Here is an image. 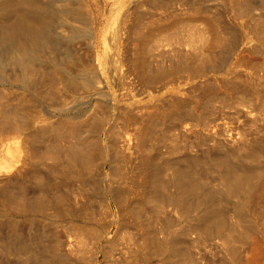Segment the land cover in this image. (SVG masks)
<instances>
[{"label": "bare ground", "instance_id": "bare-ground-1", "mask_svg": "<svg viewBox=\"0 0 264 264\" xmlns=\"http://www.w3.org/2000/svg\"><path fill=\"white\" fill-rule=\"evenodd\" d=\"M102 4L113 11L108 19L103 16ZM218 48L222 52L221 62L231 63L230 67L233 69L231 72L239 69L238 66L235 67L237 63L242 64V69L243 63L250 64L251 67V63L254 65L257 61V56L264 61V0H0V86L13 79L22 87V92L14 99L0 95L1 110L7 112L5 115L8 119L0 116V122L3 121L2 118L7 120L4 122L5 124L7 122L6 125H0V204L7 205L8 201L12 202L16 197L20 201L23 200L18 195H14L15 198L12 195L16 194L14 191L25 190L26 198L28 199L29 196L30 200H27L22 192L20 194L23 195V203L19 200L20 203L15 201L13 204L16 205L13 207H20L22 211L40 209L43 206L40 198L44 196L36 200L34 195L36 191L50 198L51 196L46 192L55 190L64 183L80 181L82 184L85 183L84 185L90 184L91 180H87L89 177L86 176L90 170H93L91 167L93 162L98 161L99 158L104 162L107 154L105 144L100 138L102 123L98 119L100 113L97 114V109L88 116L95 122L87 117L83 121L66 126L64 124L63 127L56 129L36 106L35 94L40 93L49 97L54 94L59 100L61 99L58 106L70 107L82 99L96 95H103L107 99L108 83H112L115 93L112 96L110 94V102L115 105L116 99L121 101L122 98H132L131 91H134L136 86L151 98L159 84L165 83L170 80L167 78L179 73L189 81L198 78L196 84L187 85L191 91L197 92H194V97L191 95L193 93L190 95L172 93L168 95V99H166L167 95L163 96L166 97L163 103L162 98L159 104L154 101L155 105H150L152 102H149L150 107L148 105L149 108L144 107L142 111L140 109L141 112L136 110L137 114L129 109L131 115L134 114L132 116L129 111L121 112L125 115L122 116L123 130H126L123 150L130 157V161L123 163L129 165L124 168H128L132 173L130 186L135 192V198L138 197L139 203L143 206L147 203L153 206V211L171 208L167 214L171 215L173 212L172 214H177L180 218L182 216L187 226L192 218L196 219L194 223L190 222L189 230L199 232L198 234L205 239L213 234H217L216 237L221 235L225 223L219 215L220 205L228 200L227 198L236 200L234 202L235 209L238 210L236 214L245 212L246 206L250 205L259 208L261 210L259 212L264 211V172L258 167L244 168L246 165L243 164L246 162L244 158L258 153L260 156L264 153V135H262L264 133L254 136L259 133L257 131L264 130V108H262L264 106L261 109L259 108L261 105L258 107L259 98L264 99V88L261 89L264 85V75L258 76L253 69L254 76L249 75V71H245L247 73L236 71L235 73L242 77L243 81L250 77L246 83L249 84L251 91L246 92L247 85L244 83L245 86L239 85L240 87L239 83H235L236 87L234 83H232L234 87L231 85L235 88L237 96L246 92L244 101L253 95L249 97L250 105L246 107V104L245 106L242 104L239 108L241 111L245 110L244 113L251 118L253 123L249 121L251 123L249 127L255 129L253 132L246 128L248 125L245 127L246 122L240 121L237 112L239 110L232 109L238 107L237 102L234 103L237 106L229 103L235 93L232 97L231 94H225L224 100L228 95L229 100H225L228 103H221L222 106L219 104V107L213 106L214 104L211 106V100L221 95L217 87L213 88L212 85L220 84L222 90L223 85L226 87L225 84L231 83L230 79L234 77L228 78L227 74L229 75L230 72H227L226 78L218 77L220 79L218 84L217 77L210 76L211 73H216L214 72L216 69L220 68L219 72L223 69L220 66L215 69L216 59L219 56L216 51L220 52ZM262 63L264 62H260V65ZM255 66L256 64L254 68L257 69ZM246 68L248 69V66L245 65L244 69L247 70ZM237 79L235 78L236 81H241V78ZM228 87L229 84L226 88L230 89ZM236 88H238L237 92ZM227 89L223 88V91ZM230 92L232 93L231 89ZM4 101L11 106L4 105ZM232 110L235 111L231 112ZM1 114L3 113L0 112ZM217 117L220 118L218 120H226V122L230 118L233 119L234 127H230L227 131V138L220 137L223 140H219L217 136L218 140L212 143V139L211 143L209 142L211 145L205 141V138H208L202 130L192 129L187 132L186 128L179 129L185 120L195 121L197 127L211 124L210 127L213 128L217 125L215 119ZM220 129L222 130V127ZM54 133L56 139L80 134L79 138L83 143L79 141L81 143L79 145V142L73 140L78 145L73 142L74 149H68L69 151L63 153L62 157L55 158L56 161L52 158L55 162L50 163L53 165L47 167L48 173L44 175L39 163L33 159L34 144L42 140L45 135H54ZM191 135L195 136L196 140L192 138V143L189 141ZM180 136L188 144L185 148H188L187 154H190H184L186 155H183L184 157L181 154L182 158H179L177 153ZM152 140L155 142L150 143ZM190 144L193 147H190ZM161 146L166 150V154L172 153L169 157L173 156V160L167 155L166 157L161 155L164 153H161ZM98 152L101 153L99 158ZM175 152L178 156L175 158L176 161H174ZM114 158L117 160L118 154ZM57 165L60 167L58 171ZM35 166L39 167V172L36 171L39 169H35ZM116 166L120 165L117 163ZM124 168L123 170H126ZM12 184H19L17 191ZM8 185L12 190L15 188L13 194H10L12 190L8 189ZM20 186L24 189L21 190ZM29 187L33 188L32 193L27 191ZM131 197L132 195L130 199ZM43 204L45 206V203ZM255 210L258 212L257 209ZM131 211L133 210L128 212L131 214ZM237 221L239 223L240 220ZM14 222L10 221L12 224L5 225L4 222H0L2 223L0 224V256L23 255L26 258L25 264H44L43 259L49 254L46 251L40 252L38 247L41 236L45 237V232L37 229L42 232H40L41 236H37L40 234H33L29 229V233L24 236L22 234L24 230L22 231L19 223ZM250 226L245 225L246 228L243 229L239 227V237L235 240L245 245V250L249 249L250 255L240 259L233 249L236 248V244L231 245L233 242L230 240L229 245L233 246L231 251L230 248L228 251L225 250L223 258H219V261H214L213 264H221L222 260L224 264H250L261 256L262 249L260 250L259 244L255 242L256 234L254 235ZM254 231L256 232L257 229ZM226 232L228 233L227 230ZM147 234L143 242H146L145 245L152 248L155 253L165 257L166 263L170 255L179 252L176 248L178 241L171 239L169 233H165L166 237L161 240L154 232ZM223 234L225 235V232ZM199 235L197 237H200ZM241 238L243 240L246 238L247 242L246 240L243 242ZM53 256L49 255V257Z\"/></svg>", "mask_w": 264, "mask_h": 264}, {"label": "rangeland", "instance_id": "rangeland-1", "mask_svg": "<svg viewBox=\"0 0 264 264\" xmlns=\"http://www.w3.org/2000/svg\"><path fill=\"white\" fill-rule=\"evenodd\" d=\"M104 4H105V2H104ZM104 4L101 5V9L104 10V12H103L104 18L108 19L113 11L111 12L109 10L110 8L106 7ZM187 17H188V15H187ZM245 20L248 21V19H246V18H245ZM84 47L85 46H83V44H82V48H84ZM60 49H62V48H60ZM216 49L217 48L215 47V50ZM218 50L220 51L219 48H218ZM216 52L219 54V56L222 54L221 51H220L221 53L218 51H216ZM214 54L216 56H218L215 52H214ZM219 56L217 57V59L215 58L216 62H217L215 69L219 68V66H220L221 69L223 68L222 71L220 70L222 73L218 71L220 69L219 68V69H216L214 71L216 73H211L210 76L212 75L211 77H217V79H218L217 82L219 84L221 77L226 78V73L230 72L229 75L227 74V76H228V78L234 76L233 77L234 80L231 78L230 79L231 83H227V84H229V87L232 90L233 94L230 92V89L226 88L227 84H225L226 87H224V85H223V88L227 89L224 91H223V88L221 90L222 86L220 84L218 86L212 85L213 88L217 87V89L219 90V93L221 94L218 97L214 98L215 100H211V102H210V103H212L211 106L214 104L213 106H215V107H219V104H220V106H222V104H224V102H227L229 100L228 95L231 94V97L234 95L235 88H233V87H234L235 83H239L238 86L239 85L243 86L244 84L247 85L246 82H248V79H250V77L247 78L245 75V78H247V79H245L246 81H243L244 79L242 77L238 76V74H236L237 73L236 71H238V72L242 71L243 73L245 71H249L248 74L250 73L249 75H251V76L255 75V74L253 75V73H255L254 71H256V74L258 76L264 75V69H261V68H264V66H262V65H264V63H262V65H260V62H264V61L261 60L260 56H259L260 60L258 59V56L256 58L257 61L259 60L258 61L259 63L257 61L254 62V65L256 64L258 66V67L255 66L257 69L254 68V65H252L253 63H251V67L249 66L250 64L243 63L244 66L245 65L248 66V69L246 68L247 70L244 69V66L242 69L241 68L242 64L238 65L239 63H237V65L235 67L238 66L239 69L236 70V68L233 67L236 70V71H233L234 73L236 72L235 75H233L234 73L231 72V70H233V69H231L232 67H230L231 63L225 64V61L221 62L222 59H221V56L220 57ZM222 57H224V55H222ZM219 63H221L222 66H221V64L218 65ZM223 65H225L224 66L225 68L223 67ZM229 68H230V70H229ZM250 69L251 70L253 69L254 71L253 70L250 71ZM257 71H259V72H257ZM245 73H247V72H245ZM178 74L174 75L171 78H167V80L170 79L168 81H166V79H165V81H166L165 83L159 84L158 89L155 88V90H154L155 93L152 94L153 97H151V98H148L149 97L148 94L146 92H143L144 90H139L141 88L139 86H136V87H134L136 89H134V91H131L133 99L132 98H130V99L122 98L123 100H121V101L120 100L117 101V99H116L115 103H114L115 105H113V102H110V94L112 96V94L115 93V90L112 86V83H108V89L109 90H108V92H106L107 93V99L105 97H103V95H96V96L90 97L88 99H82L79 102L75 103L74 105H71L70 107L58 106V104L61 103L60 102L61 99L59 100L58 97L55 96L54 94L50 95L52 97H49L48 95L43 96L40 93L35 94V99H36L35 101H37L36 106L42 111L43 116L45 118H48L53 123L54 128L56 127V129L63 127L64 124H65L64 126H66V125H70L71 123L73 124L76 122L83 121L89 116V114L94 109H97V114L100 113L99 116L97 115L98 117H100L98 119L102 123V125H100L101 123L98 122V123H100L99 125L102 127L100 138H102V140L105 144V149H106V153H107L105 158H104L105 159L104 162H101L102 160H101V158H99L101 153H99V152L97 153L100 161L97 158L98 161L95 160L93 162V166H91L93 170L92 171L90 170L88 176H86V178L89 177L87 180H91V182H89L90 184L84 185L85 183L82 184L80 181H77V182L73 181L74 183L73 182H67L68 184L64 183V185H62L61 187H59L55 190H52V191L48 190V192H46L48 195L51 196L50 198L48 196L46 197L45 195H43L39 191H36V193L34 194L36 200L41 199L40 200L41 206L43 205L42 207L46 206L47 208L41 207L42 209L40 208L37 210L35 209V210H28V211H22L20 207L14 208L13 206L16 205V203L13 204V202L17 201V203H18L20 201V199H18L17 197H16L17 200H15L16 198L14 195H18L19 198L22 197L21 199L24 200L23 195H21L23 191H21V192L17 191V186L19 184H17V185L12 184V187H15L16 191H17V192L14 191V193H16V194H13L12 192H13V190H15V188L12 190L11 189L12 187L8 185L9 186L8 189L11 187L10 189L12 190V191H10V194L12 193L13 194L12 197L15 199H14V201H12V199H13L12 198L11 199L12 202L8 201L6 203L7 205L0 204V222L1 221L4 222L3 223L4 225L5 224H12V223H10V221L11 222L15 221V222H17V224L19 223L18 225L21 226V227L20 226L19 227L22 229V231L24 230L22 233L24 236L27 235L26 233H29L28 232L29 229L31 230L30 232L33 234L34 233L40 234L41 230H42V232H45L44 238H42V236H43L42 234H40V235L37 234V236L42 235L41 240L39 241L40 243H39L38 250L40 252L46 251V252H48V254L50 256H53V255L54 256L49 257V255H48L45 259H43L44 264H47V262H49L50 264H51V262H53V264H178L179 261H180L179 264H190V263L191 264H213L214 261H219L218 260L219 258H223V255H224L223 252L225 250L228 251V249L230 248L229 251H231V248H233V246H231V245H233V244H234V246L236 244V248H233L235 250L234 251L235 254L238 255V257L240 259H242V258L245 259L248 254L250 255V253H249L250 250L249 249L245 250V248H246L245 245L240 244L238 242H235V240H238L237 237H239L240 228L243 229V227H245V225H247V226L252 225V226H250L253 229L252 232H254V235L256 234V236H255L256 241L255 242L257 244H259L260 247L259 246L258 247L260 248V250L262 249L260 251L261 256H259V258L255 259V260H253L254 263L251 261L250 264H264V257H262V256H264V247H262V246H264V219H262V218H264V215H262V214H264V213H262L264 211L259 212V211H261L259 208H257V207L254 208L253 205L252 206L251 205L246 206L247 208H245V210H246V211L244 210L245 212H241V213L238 212V214H236L238 211L237 209H235L236 204L234 202L236 200H233L234 198H227L228 199V200H226L227 202L225 201L222 205H220V212H219V215L222 216L224 223H225V225L223 226L224 230L222 229L221 235L219 234L217 237H216L217 234H213L210 237H208L207 239H205L204 236L202 237V235L200 236L198 234L199 232L189 230V224L194 223L196 219L193 220V218H192L189 221L188 226H187L185 221L182 220V216L180 218L179 215L177 216V214L176 215L172 214L173 212L171 213V215H169V213L167 214V211L168 210L170 211L171 208L166 207L165 209L160 208V210L158 209V211H153L152 210L153 206H150L148 203L145 206H143L139 203L140 202L138 200L139 198L138 197L135 198L136 197V195H134L135 192L132 191L133 189L130 186L131 185L130 180L132 179V173L129 172L128 168L127 169L124 168V166L128 167L129 165L127 163H123V162L130 161V159H129L130 157L123 150L124 149L123 143H125L124 142L125 138L123 139V137L126 136L125 135L126 130L125 131L123 130V127H124V125H123L124 117L123 116H125V115L121 114V112L122 113H124L125 111L130 112L129 109H131L132 113L135 112L137 114L138 111L141 112L143 109H145L144 107H147L151 102L152 103L150 105H152V104L155 105L154 101H155V103L159 104V103H161L160 101L162 100V103H163L164 100L169 98L168 95H170L172 93H177L180 95H187V93L190 95L191 93H193L191 95H193V97H194V95H195L194 92L195 93H197V92L193 91V90L191 91L188 88L189 86H187V85H189V84L192 85L193 83L196 84L198 78L192 79L189 81L184 76H181L180 74L179 75ZM218 74H220V75H218ZM249 75H247V76H249ZM235 78H238V79L241 78L242 82L238 79H237L238 81H236ZM226 82H228V81H226ZM232 83H234V84H232ZM231 85H233V87ZM248 85L246 86L248 89L245 88L246 92L251 91L250 87H248ZM235 87H236V84H235ZM257 87L260 88V86H257ZM262 88H264V85L261 86V89ZM237 89L238 88H236V92L238 91ZM257 90L259 91V89H257ZM221 91H223V92L221 93ZM226 91H228V92H226ZM10 92L12 94H9ZM21 92H22V87L18 84V82H16L13 79H11L5 85L0 86V95H4L10 99H14L15 96L18 97V94H20ZM224 92H226V93H224ZM245 93L242 94L243 97H244ZM225 94H228L226 96L228 100L225 99L227 101L224 100ZM236 94L237 93H235V95ZM247 94L250 95V93H247ZM222 95H224V96L222 97ZM235 95L233 96L234 98H231L229 103L233 104L234 106L236 104L238 105V107H232V109L236 108L239 110L237 112H239L238 115H239L240 121H242V123L246 122L245 127L248 125L246 128L251 129V131H252L254 128L252 126H251L252 128H250L249 126L253 122L251 121V118L244 113L245 107L242 108V110H244V111H241V109H239V108H241L240 105H242V104L244 106L246 104V107L248 105H250V104H248V103H250L249 97L253 96V95H250V96L248 95L249 97H248V99L246 98L245 101H244V99L246 96L243 98V97H241L242 95L241 96L240 95L235 96ZM163 96H166L167 98L163 97ZM220 96L223 98L224 101L221 100ZM55 97H57V98H55ZM236 97H238V98L236 99ZM157 99H159V100H157ZM240 99L242 101H240ZM260 99L261 98H259L258 107L261 105L259 107L261 109V107L264 106V102H262V100H264V99H261V100ZM216 100H217V102H216ZM220 100L223 102H221ZM116 101H117V103H116ZM157 101H159V102H157ZM235 102H237V103L234 104ZM6 104H7V102L5 103V101H4V105H6ZM7 105L11 106V104H7ZM150 105H149V107H150ZM120 106H122L123 108ZM149 107H147V108H149ZM1 108H2V105L0 104V112H2L4 114V115L1 114L0 116H3L5 119H7V115H5V113L7 114V112H5L4 109L1 110ZM132 108H134L135 110L134 109L132 110ZM262 108H264V107H262ZM140 109H141V111H140ZM136 110H138V111H136ZM234 111L235 110H232L231 112H234ZM130 115H131V112H130ZM132 115H134V114H132ZM94 116H95V114H94ZM97 116H96V118H97ZM119 116L122 118H120ZM219 117L215 118V119H217V121H216L217 125H215V127H213V128L210 127L211 124H210V126H203L202 127L199 125L197 127L195 121L185 120L183 125L181 127H179V129L180 128H186L187 132L192 130V129L202 130L207 135V138H208V139L205 138V141L206 142L208 141V144L211 145L210 141L212 139H213L212 140V143H213V141H215V140H218V139L223 140L224 138H227V134H228L227 131L230 129V127H234L232 124L233 119L230 118V119H228L229 121L226 122V120H224V121L218 120L221 118V117L220 118ZM96 118H95V120H96ZM5 119L2 118L3 121L0 122V125L1 124H4V125L7 124V122H6V124L4 122L7 121L8 119L7 120H5ZM91 119H90V121L93 120V122H95L94 119H92V120ZM121 119H123V120H121ZM247 119H249L248 122H247ZM96 121H98V120H96ZM230 121H232V122H230ZM88 122H89V120H88ZM258 124H260V123H258ZM4 125H2V126L4 127ZM86 127L88 128V125ZM86 127H84V128H86ZM200 127H202V128H200ZM221 127H222V130L220 129ZM195 128H197V129H195ZM56 129H55V131H56ZM211 130H212V132H211ZM215 130L218 132H216ZM254 130H253V132H254ZM257 132H259V133L254 135L256 137H257V135L264 133V130H262L261 132L259 130ZM205 134H204V137H206ZM51 135L52 134L45 135L42 140H38L34 144L35 150L33 152V156L35 158H33V159L36 160L35 161L36 163H39V167L41 169V172L44 175L48 173L47 167L53 165L50 163H54L56 161L55 158L62 157L63 153L66 154L67 151H69L68 149H74L73 146L75 144L80 145L81 143H83L82 141H80L81 140L79 138L81 136L80 134H77L76 135L77 137L75 135H73L75 138L79 139L78 141H76L77 139L75 140L74 137H72V136H66L64 138L59 137L58 139H56V138H54V137H56L55 133H54V135H52L53 137ZM262 135H264V134H262ZM192 136L193 135H191V137L189 138L190 143H192L193 139H194V141H196L195 136H193V137ZM71 137L73 139H71ZM220 137H222L223 139H221ZM81 138H85V137H81ZM214 138H216V139H214ZM73 140L77 143L80 141L81 143L79 142L77 144ZM82 140H84V139H82ZM86 142L87 141H85V143ZM152 142H155V140L150 141V143H152ZM167 142L168 141H166V143ZM178 143L180 144V145L178 144V147H179L178 149L180 152L177 151V153H179L178 156L180 158L181 154L183 156L184 154L189 153V151H188V148L187 149L185 148V146H187L188 144L185 143V139L181 138V136L179 137ZM69 145L72 147L69 148L68 147ZM122 145H123V147H122ZM78 147L79 146H77V148ZM166 147H167V144H166ZM190 147H193V145L190 144ZM162 148L163 147L161 146V153H163V152L164 153L161 155L164 157H166V155H167L169 159L173 160V156L171 158L169 157L172 155V153L166 154V152H165L166 150L164 148L163 149ZM175 153H173V154H175ZM177 153L174 155V161H176L175 158H178V156H176ZM116 154H118L117 160L114 158ZM259 154L260 153L255 154L256 157L252 155V156H249V158L248 157L244 158V160L246 162H243V164L245 163L246 166H244L242 163H241V165H243L244 168L245 167L251 168L252 166L258 167L259 169L262 170V172H264V159H262V156H264V153L261 154L262 156L260 155L261 157L259 156ZM187 155H190V154H187ZM184 156H186V155H184ZM52 158L55 159L54 162L52 161L53 160ZM258 158L262 159V160H259ZM114 161H115V163H114ZM117 163L120 166H116ZM122 164H124V165H122ZM258 165H260V166H258ZM36 167L37 166H35L34 168L39 169V167H37V168ZM118 167H120V168H118ZM123 168L126 169L127 171L123 170ZM258 168H256V169H258ZM40 169L36 170V171L39 172ZM56 169L58 171V170H60V167L57 165ZM125 172H127V173H125ZM126 178H127V180H126ZM215 183L217 184V182H215ZM108 184H110V185H108ZM108 186H109V188H108ZM20 188H21V190L24 189L21 186H20ZM32 190H33L32 187L27 188V191L30 193H32ZM23 194H24V197L26 198L27 195H25L26 194L25 190H24ZM131 195H132V197L130 199ZM41 196H44V197H41ZM31 198H34V197H31ZM43 198H45V199H43ZM23 200H21L20 202L23 203ZM27 200H30L29 196H28ZM42 200H44V201H42ZM46 201H47V203H46ZM43 203H45V206ZM49 204H50V206H49ZM17 208H20V209H17ZM143 208H144V210H143ZM255 209H257L258 212H256ZM127 210L128 211L133 210V211H131V214H130ZM223 211H224V213H223ZM155 213H156V215H155ZM256 214H257V216H256ZM260 214L262 215V217ZM258 215H260V216H258ZM145 217L146 218L149 217V218L146 219ZM239 217H241V218L243 217V218L240 219ZM154 218H156V219H154ZM230 218H232V219H230ZM157 219H158V221H157ZM176 219H178V220H176ZM235 219H236V221H234ZM141 220H143V221H141ZM145 220L147 221L148 225L145 224L146 223ZM167 220H168V222H167ZM237 220H240V221L242 220V221L241 222L239 221V223H238ZM148 221H150V223ZM168 223H169V225H168ZM246 223H248V224H246ZM0 224L2 225V223H0ZM241 224H242V227H241ZM229 225H231V226H229ZM150 227L152 230L150 229ZM157 227L159 229H157ZM162 227H164V228H162ZM171 228H172V230H171ZM230 228H231V230H230ZM255 228L257 229L256 232L254 231V230H256ZM37 229L38 230L41 229V230L38 231ZM182 229H184V230H182ZM226 230L228 231V233L226 232ZM147 232L148 233L154 232L156 237L160 240L165 238L166 234L169 233L171 239L178 241V244H176V248L178 249L179 252H177V254H175V255H170V258H169L168 262L166 263L165 257L155 253L152 248L145 245L146 242L145 243L143 242L148 236ZM157 232H158V235H157ZM224 232H225L226 236L223 234ZM198 235L200 237H197ZM235 235H236V238H235ZM228 236H230V237H228ZM144 237H145V239H144ZM211 237L215 238V239H212ZM216 238H217V240H216ZM201 239H202V241H201ZM226 240H228L227 243H226ZM230 240H231V242H233L232 244H231ZM241 240L243 242H245V240H246V242H247L246 238H245V240H243V238H241ZM219 241L222 243H220ZM141 242H143V243L141 244ZM229 243L231 245H229ZM141 245H143V246H141ZM222 246H223V248H222ZM227 246H228V248H227ZM243 249L247 252H245ZM180 254H181V256H180ZM39 257H40V255H39ZM179 258H181V259H179ZM24 260L26 261V258L23 255L17 256V255L9 254L6 256H0V262L2 264H25ZM189 261H191V262H189ZM223 261L224 260L221 261V264H224ZM27 264H31V263H27Z\"/></svg>", "mask_w": 264, "mask_h": 264}]
</instances>
